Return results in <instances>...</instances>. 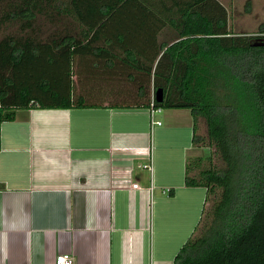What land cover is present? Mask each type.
Listing matches in <instances>:
<instances>
[{
  "label": "trees",
  "instance_id": "16d2710c",
  "mask_svg": "<svg viewBox=\"0 0 264 264\" xmlns=\"http://www.w3.org/2000/svg\"><path fill=\"white\" fill-rule=\"evenodd\" d=\"M169 2L176 12L178 2ZM166 5L0 0V124L16 111L147 109L151 99L160 110L188 111L192 147H204L195 134L200 119L220 166L209 155L186 158L184 186L205 196L172 264H264V11L254 34L229 35L223 16L220 28L152 46L151 31H140L156 28L145 11ZM201 161L206 166L190 177Z\"/></svg>",
  "mask_w": 264,
  "mask_h": 264
},
{
  "label": "crops",
  "instance_id": "0c3cea01",
  "mask_svg": "<svg viewBox=\"0 0 264 264\" xmlns=\"http://www.w3.org/2000/svg\"><path fill=\"white\" fill-rule=\"evenodd\" d=\"M175 1L176 12L169 0L166 11H145L156 28L140 31H151L152 46L220 28L223 16L229 35L247 34L233 26L247 0ZM154 119L149 128L146 109H31L1 123L0 264H54L64 254L73 264H172L205 191L184 186L189 112ZM147 163L150 172L139 168Z\"/></svg>",
  "mask_w": 264,
  "mask_h": 264
},
{
  "label": "rangeland",
  "instance_id": "374dc122",
  "mask_svg": "<svg viewBox=\"0 0 264 264\" xmlns=\"http://www.w3.org/2000/svg\"><path fill=\"white\" fill-rule=\"evenodd\" d=\"M248 2L243 1L242 2V8L243 9H247L248 7H250V10L247 14V17L243 18L242 20L238 19L236 21V16L234 17V29H242L243 32H247V34H254L256 31V28L258 26V23L263 19V10H264V0H247ZM240 5H238L237 7H239ZM240 9V8H239ZM239 25V26H236ZM242 25V26H240ZM195 134L201 138L204 139L203 141V148L201 147H195L191 150V152H189L188 156L190 161H193L195 158H204L203 157V153L202 150H205L206 155H209L210 159H211V165L214 166L215 168L220 166L219 161L217 160L214 151L212 149V147H208L206 146V140H205V127L204 124L202 122V120L197 119L195 121ZM206 166V163L204 161H201L199 163V165H195L194 162L191 166V170L189 171V176H195L197 174V172L201 169H203ZM214 198V197H213ZM211 206V202L207 201L206 204L204 205V210L205 212L209 210ZM200 231V227L198 228V230L195 232V236L199 233Z\"/></svg>",
  "mask_w": 264,
  "mask_h": 264
},
{
  "label": "built area",
  "instance_id": "2783aa9c",
  "mask_svg": "<svg viewBox=\"0 0 264 264\" xmlns=\"http://www.w3.org/2000/svg\"><path fill=\"white\" fill-rule=\"evenodd\" d=\"M147 114H148V120H149V128H151L154 125H159V122L154 119V115L158 114L161 110L159 108H155L153 106V99L150 100V103L148 105ZM140 169L146 170L148 172L151 171L150 163L142 164L139 166ZM132 189H139L137 185L133 184L131 185ZM152 191V187L147 188V192L150 194ZM168 192L167 189L162 190V194H166ZM54 264H73L71 257L69 255H58L55 257Z\"/></svg>",
  "mask_w": 264,
  "mask_h": 264
},
{
  "label": "water",
  "instance_id": "95a60500",
  "mask_svg": "<svg viewBox=\"0 0 264 264\" xmlns=\"http://www.w3.org/2000/svg\"><path fill=\"white\" fill-rule=\"evenodd\" d=\"M154 101L157 103L161 101V91L159 89L155 91Z\"/></svg>",
  "mask_w": 264,
  "mask_h": 264
}]
</instances>
